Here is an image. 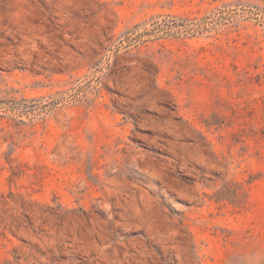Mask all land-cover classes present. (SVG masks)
Masks as SVG:
<instances>
[{
	"label": "rangeland",
	"instance_id": "rangeland-1",
	"mask_svg": "<svg viewBox=\"0 0 264 264\" xmlns=\"http://www.w3.org/2000/svg\"><path fill=\"white\" fill-rule=\"evenodd\" d=\"M0 264H264V0H0Z\"/></svg>",
	"mask_w": 264,
	"mask_h": 264
}]
</instances>
